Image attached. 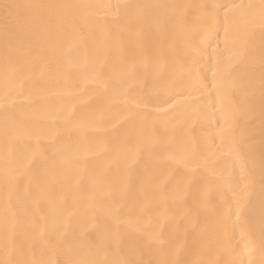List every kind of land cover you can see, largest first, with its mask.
I'll use <instances>...</instances> for the list:
<instances>
[{
  "label": "bare ground",
  "instance_id": "1",
  "mask_svg": "<svg viewBox=\"0 0 264 264\" xmlns=\"http://www.w3.org/2000/svg\"><path fill=\"white\" fill-rule=\"evenodd\" d=\"M15 2L184 7L148 9L135 27L115 23L109 9L49 10L30 50L7 64L0 41V260L7 215L17 225L21 258L31 264L247 261L243 245L226 249L219 235L222 187L247 174L238 142L248 122L233 124L231 118L244 92L236 86L228 97L216 99L196 90V77L211 92L218 61L235 77L254 73L258 115L264 43L259 15L245 18L234 10L227 47L222 30L207 47V21L198 6L259 5L260 0ZM241 36L248 37L243 62L234 43ZM168 82L179 84L183 93L171 107L163 103ZM134 100L144 103L137 109ZM255 130L258 153V118ZM249 198L256 240L250 258L259 264L258 186L245 197V210ZM241 216L246 226L248 216L244 211Z\"/></svg>",
  "mask_w": 264,
  "mask_h": 264
},
{
  "label": "snow or ice",
  "instance_id": "2",
  "mask_svg": "<svg viewBox=\"0 0 264 264\" xmlns=\"http://www.w3.org/2000/svg\"><path fill=\"white\" fill-rule=\"evenodd\" d=\"M162 7L180 8L181 5H151V4H105V5H74V4H39V3H19L15 0H0V41H2L3 55L6 64L9 60L22 52L29 51L33 38L39 33L43 22L49 10H73L82 8H102L109 9L114 14V22L124 21L132 27L141 23L146 17V10L158 9ZM203 10L206 18V39L205 44L211 47L213 41H216L220 31L225 35V43L227 47L231 24L234 19V10H239L245 18H253L259 15V27L262 34L261 39L264 42V0H260L259 5L253 4H203L198 6ZM248 37L241 36L234 40L236 44V57L243 62L249 55L247 47ZM206 50V49H205ZM195 77L196 69L191 70ZM214 82L212 84L213 91L209 92V86L201 79L196 77V90L202 94L212 96L216 99L226 98L229 96L230 89L236 86L242 88L244 96L242 100L233 105L231 118L233 124L240 120H246L248 126L242 130L238 147L243 151L247 158V174L244 175L245 165L241 164V173L244 175L242 181L238 183H226L222 187V198L224 200V210L220 220V238L224 248H239L243 245V250H247L249 259H239L230 262V264H254L250 258L252 253L256 251V240L254 232V224L251 219L252 200H247L248 208L245 210L244 199L250 197L258 186L260 199V232H259V253L261 259L259 264H264V43L261 47L260 75H259V100L257 115V97L255 87L254 73L249 72L245 77H235L228 71L227 63L218 61L217 72L213 74ZM7 82V76L5 77ZM181 86L174 82H168L164 85L166 98L163 103L170 107L178 104V97L183 95L178 91ZM8 100L7 90L5 92V143L9 142V117H8ZM135 108L142 106L144 101H132ZM184 106L180 105L175 111L180 112ZM259 119V135L260 146L257 153L256 147V130L255 123ZM184 155H189L187 149L182 150ZM195 159V156L192 157ZM239 158V157H237ZM9 187V177L5 170V192L7 194ZM245 212L248 216V224L244 226L241 213ZM240 227L239 240L236 238V229ZM3 251L5 258L0 260V264H31L21 258L20 245L18 243L17 225L15 222H9L6 215L3 229ZM66 264H76L69 261ZM95 264V262H92ZM125 264H141L140 261L131 259ZM150 264H184L179 259L162 258Z\"/></svg>",
  "mask_w": 264,
  "mask_h": 264
}]
</instances>
